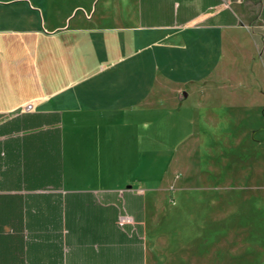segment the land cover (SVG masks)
<instances>
[{"label":"crops","instance_id":"0c3cea01","mask_svg":"<svg viewBox=\"0 0 264 264\" xmlns=\"http://www.w3.org/2000/svg\"><path fill=\"white\" fill-rule=\"evenodd\" d=\"M261 142L264 0H0V264H149L186 151Z\"/></svg>","mask_w":264,"mask_h":264},{"label":"rangeland","instance_id":"374dc122","mask_svg":"<svg viewBox=\"0 0 264 264\" xmlns=\"http://www.w3.org/2000/svg\"><path fill=\"white\" fill-rule=\"evenodd\" d=\"M171 152L148 154L155 181ZM186 152L176 172L182 191L149 209V264H264V142L212 177L195 170L198 151Z\"/></svg>","mask_w":264,"mask_h":264},{"label":"built area","instance_id":"2783aa9c","mask_svg":"<svg viewBox=\"0 0 264 264\" xmlns=\"http://www.w3.org/2000/svg\"><path fill=\"white\" fill-rule=\"evenodd\" d=\"M28 108H31V105H29Z\"/></svg>","mask_w":264,"mask_h":264}]
</instances>
